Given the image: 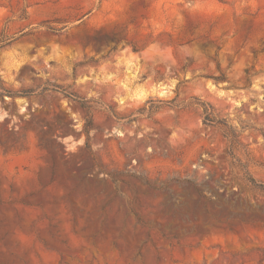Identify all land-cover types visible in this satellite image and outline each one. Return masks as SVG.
I'll return each mask as SVG.
<instances>
[{
  "label": "rangeland",
  "instance_id": "obj_1",
  "mask_svg": "<svg viewBox=\"0 0 264 264\" xmlns=\"http://www.w3.org/2000/svg\"><path fill=\"white\" fill-rule=\"evenodd\" d=\"M0 264H264V0H0Z\"/></svg>",
  "mask_w": 264,
  "mask_h": 264
}]
</instances>
